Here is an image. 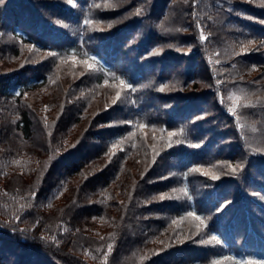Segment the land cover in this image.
<instances>
[{"label":"trees","instance_id":"obj_1","mask_svg":"<svg viewBox=\"0 0 264 264\" xmlns=\"http://www.w3.org/2000/svg\"><path fill=\"white\" fill-rule=\"evenodd\" d=\"M105 257L264 264V0H0V264Z\"/></svg>","mask_w":264,"mask_h":264},{"label":"snow or ice","instance_id":"obj_2","mask_svg":"<svg viewBox=\"0 0 264 264\" xmlns=\"http://www.w3.org/2000/svg\"><path fill=\"white\" fill-rule=\"evenodd\" d=\"M97 7H99V5H97ZM137 14H139V10H138V13H137ZM91 23H92V21H90V20H85V24L90 25ZM97 27H99V26L97 25ZM108 27H111V25H108ZM200 39H201L202 41L207 39V36L204 34L203 31H201V33H200ZM249 43L251 44V42H249ZM248 47H249V45H244V46H242L241 49H240V52H239V53H236V54H237V55H240V54H246V53H247V50H248ZM30 50H31V49H30ZM159 51H160V50L157 49L156 52H155L154 54H159ZM48 55H50V56H55L56 53L49 52ZM70 59L72 60V63H73L74 66H75L76 63L79 62V63H82V64L84 65L85 68L90 69V70L93 69V64H94V62H95L94 58H92V57H89L88 59L83 60V61H77V60L75 59V54H73V56H72ZM89 60L93 61V63H89ZM115 79H118V78H115ZM107 83H108V82L105 81V84H106V85H107ZM119 88H120L121 90H124V89H130L131 86L128 85L124 80H119ZM160 90L163 91L164 89L162 88V89H160ZM120 98H121V91H117V92H116V95H115V98L113 99L112 102H113V103H116V101L119 100ZM229 99L232 101V104H233V107L230 108L229 110L235 115V114H236V108L239 107V106L241 105V101H242V99H244V98L241 97V96H232V97H229ZM243 106H244V107H249L250 105L247 104V103H244ZM106 107H107V106H106ZM45 111H47V106H45ZM138 127L141 128V129H143V128L146 127V125L141 124V125H138ZM133 135H135V134L133 133ZM168 135H169V137H172V136H175L176 133H171V132H170V133H168ZM120 143L122 144L123 141H121ZM171 143H172L171 141H167V142H166V144H167L168 147H171ZM177 143H179V141H177ZM133 146H134V145H133ZM193 146L195 147L196 145H193ZM121 150H122V149H121ZM154 152H155V147H154ZM155 154L158 155V153H155ZM16 163L19 165L20 162H19V161H16ZM227 167H228L233 173H235L236 170H237L238 168L242 167V166H241V165H236L235 167H233L232 165H228ZM192 171H194V172H200L202 175L210 176V178L213 179V180L219 178V176H218L215 172H213L211 169L203 170V169H200V168H195V169H193ZM186 194H187V192H186V190H185V195H186ZM171 198H172V197H171L169 194H161V195L158 196V197H153V199H159L160 201H163V200H165V199H171ZM49 207H51V205H49ZM187 216L190 217V218H192V219H194V220H198V221L200 222V225H204V220H203V218L197 216L195 213H191V212H189V213L187 214ZM183 219H184V218H181V221H182ZM179 222H180V221H176V220H174L172 223H173V224H177V223H179ZM211 239H212L213 241H215L216 243H219V240H217V238H216L215 236H212ZM111 251H112V245H108L107 252H108V253H111ZM223 261H231L232 264H255V262H253V261H243V262L236 261V260H235L234 258H232V257H225V258H223ZM223 261H220V260L213 261V264H223ZM105 264H107V257H105Z\"/></svg>","mask_w":264,"mask_h":264}]
</instances>
